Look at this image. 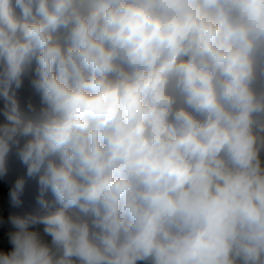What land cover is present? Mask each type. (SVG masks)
Returning a JSON list of instances; mask_svg holds the SVG:
<instances>
[{
  "label": "clouds",
  "instance_id": "1",
  "mask_svg": "<svg viewBox=\"0 0 264 264\" xmlns=\"http://www.w3.org/2000/svg\"><path fill=\"white\" fill-rule=\"evenodd\" d=\"M0 115V264H264V0H0Z\"/></svg>",
  "mask_w": 264,
  "mask_h": 264
},
{
  "label": "trees",
  "instance_id": "2",
  "mask_svg": "<svg viewBox=\"0 0 264 264\" xmlns=\"http://www.w3.org/2000/svg\"><path fill=\"white\" fill-rule=\"evenodd\" d=\"M24 167L19 163V161L13 159L10 161L9 173L6 177H0V223L8 226V217L12 213H22L26 210H30L35 205V185L32 187L29 183L26 185L25 192V203L21 208H14L10 204L9 200V189L14 183L15 179L24 174ZM42 231V226H40ZM0 240H3L0 236ZM4 246L11 250L9 243L4 241ZM1 251V244H0Z\"/></svg>",
  "mask_w": 264,
  "mask_h": 264
},
{
  "label": "rangeland",
  "instance_id": "3",
  "mask_svg": "<svg viewBox=\"0 0 264 264\" xmlns=\"http://www.w3.org/2000/svg\"><path fill=\"white\" fill-rule=\"evenodd\" d=\"M25 95H27V91H25ZM3 117L2 115H0V120H2ZM29 184L34 187V182H29ZM13 228L11 226V224L9 223L8 226L6 227L5 225L1 224L0 223V236L2 237L3 240H0V244H1V251H8V248H6L4 246V241L9 243V240H8V233L10 231H12ZM41 230V229H40ZM10 247H12V245L9 243Z\"/></svg>",
  "mask_w": 264,
  "mask_h": 264
}]
</instances>
